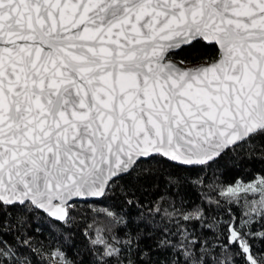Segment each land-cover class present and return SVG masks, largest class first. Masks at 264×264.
Returning a JSON list of instances; mask_svg holds the SVG:
<instances>
[{"label":"snow or ice","instance_id":"1","mask_svg":"<svg viewBox=\"0 0 264 264\" xmlns=\"http://www.w3.org/2000/svg\"><path fill=\"white\" fill-rule=\"evenodd\" d=\"M222 161L264 163V0H0V264H264Z\"/></svg>","mask_w":264,"mask_h":264},{"label":"trees","instance_id":"2","mask_svg":"<svg viewBox=\"0 0 264 264\" xmlns=\"http://www.w3.org/2000/svg\"><path fill=\"white\" fill-rule=\"evenodd\" d=\"M214 53V50L207 47L203 44H196L191 47H185L182 50H179L174 58L179 60H185L187 64H196L201 62L204 59L209 58ZM146 169L156 170L159 167H162L156 161L145 162L143 165ZM221 170L223 171V179L227 181H232L233 179H251L253 176H258L264 174V163L259 161L256 162H245L243 164L237 163L233 165L230 161L221 162ZM144 184V182H142ZM147 190L144 188L137 193L138 196H141L144 203L147 204L154 196L157 195L158 189L153 184L152 180H148L147 184L144 185ZM111 203V201H110ZM79 211L84 212V208H80ZM90 214V213H89ZM77 240L79 241V234H77Z\"/></svg>","mask_w":264,"mask_h":264},{"label":"water","instance_id":"3","mask_svg":"<svg viewBox=\"0 0 264 264\" xmlns=\"http://www.w3.org/2000/svg\"><path fill=\"white\" fill-rule=\"evenodd\" d=\"M174 59H176V58H174ZM176 60H179V59H176Z\"/></svg>","mask_w":264,"mask_h":264},{"label":"rangeland","instance_id":"4","mask_svg":"<svg viewBox=\"0 0 264 264\" xmlns=\"http://www.w3.org/2000/svg\"><path fill=\"white\" fill-rule=\"evenodd\" d=\"M189 65H191V64H189Z\"/></svg>","mask_w":264,"mask_h":264}]
</instances>
